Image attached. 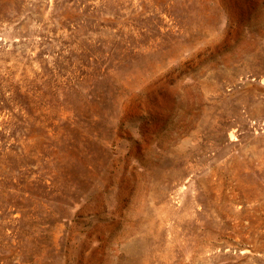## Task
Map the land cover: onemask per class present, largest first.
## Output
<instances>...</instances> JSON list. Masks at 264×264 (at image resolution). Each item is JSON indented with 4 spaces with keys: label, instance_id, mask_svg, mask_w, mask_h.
<instances>
[{
    "label": "rangeland",
    "instance_id": "rangeland-1",
    "mask_svg": "<svg viewBox=\"0 0 264 264\" xmlns=\"http://www.w3.org/2000/svg\"><path fill=\"white\" fill-rule=\"evenodd\" d=\"M0 264H264V0H0Z\"/></svg>",
    "mask_w": 264,
    "mask_h": 264
}]
</instances>
